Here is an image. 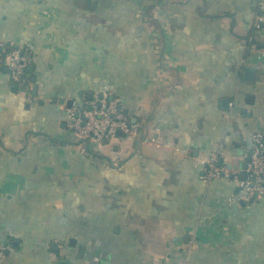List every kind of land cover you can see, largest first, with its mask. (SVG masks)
Wrapping results in <instances>:
<instances>
[{
	"label": "crops",
	"instance_id": "crops-1",
	"mask_svg": "<svg viewBox=\"0 0 264 264\" xmlns=\"http://www.w3.org/2000/svg\"><path fill=\"white\" fill-rule=\"evenodd\" d=\"M260 6L0 0V49L33 55L29 94L0 69L3 264H264V198L228 204L239 188L197 163L220 152L241 179L264 134ZM103 90L137 139H72L65 102Z\"/></svg>",
	"mask_w": 264,
	"mask_h": 264
},
{
	"label": "built area",
	"instance_id": "built-area-1",
	"mask_svg": "<svg viewBox=\"0 0 264 264\" xmlns=\"http://www.w3.org/2000/svg\"><path fill=\"white\" fill-rule=\"evenodd\" d=\"M253 20L252 27L259 29L263 23L259 8ZM264 57V53L260 52ZM33 55L28 48L0 49V69H6L11 82L26 94L30 93V83L26 74L32 64ZM108 90H103L93 99L86 101L81 107L66 109V126L74 141H89L96 148L111 143L114 139L135 140L139 136V127L130 122L125 116L119 103ZM244 179H240L239 172L229 168L228 159L220 152H213L198 159L202 168L201 180L209 183L216 179L231 180L239 188L236 197L228 199V204L242 201L251 203L264 198V134L254 131L250 134L249 148L245 152ZM9 243L0 240V264H3Z\"/></svg>",
	"mask_w": 264,
	"mask_h": 264
},
{
	"label": "water",
	"instance_id": "water-1",
	"mask_svg": "<svg viewBox=\"0 0 264 264\" xmlns=\"http://www.w3.org/2000/svg\"><path fill=\"white\" fill-rule=\"evenodd\" d=\"M250 75H251V71H246V73H245V77H246L247 80H250ZM36 90H37V86H36V85H33V87H32V93H33V95L36 94ZM111 99H112V97H110V100H111ZM54 102H55V101H54ZM59 103H60V104H63L64 101H63V100H60ZM72 103H73V101H72V100H69V101H66V102H65V105H66L67 108H70V107L72 106ZM224 104H227V101H224L223 105H224ZM132 122H133V121H132ZM229 168H230V166H229ZM244 177H245V174H244V172H242V173H241V178L244 179Z\"/></svg>",
	"mask_w": 264,
	"mask_h": 264
},
{
	"label": "trees",
	"instance_id": "trees-1",
	"mask_svg": "<svg viewBox=\"0 0 264 264\" xmlns=\"http://www.w3.org/2000/svg\"><path fill=\"white\" fill-rule=\"evenodd\" d=\"M9 48H18V47H14L13 45H7L4 50L7 51ZM31 65L27 68V71H26L29 83H31V77H30V75H31Z\"/></svg>",
	"mask_w": 264,
	"mask_h": 264
}]
</instances>
